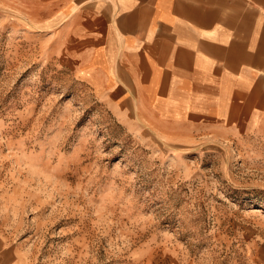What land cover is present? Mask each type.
I'll return each mask as SVG.
<instances>
[{"label": "rangeland", "instance_id": "1", "mask_svg": "<svg viewBox=\"0 0 264 264\" xmlns=\"http://www.w3.org/2000/svg\"><path fill=\"white\" fill-rule=\"evenodd\" d=\"M15 5L0 0V237L10 258L264 264V139L111 105L56 55L39 11Z\"/></svg>", "mask_w": 264, "mask_h": 264}, {"label": "crops", "instance_id": "2", "mask_svg": "<svg viewBox=\"0 0 264 264\" xmlns=\"http://www.w3.org/2000/svg\"><path fill=\"white\" fill-rule=\"evenodd\" d=\"M10 1L111 105L264 139V0ZM10 250L0 237V264Z\"/></svg>", "mask_w": 264, "mask_h": 264}]
</instances>
